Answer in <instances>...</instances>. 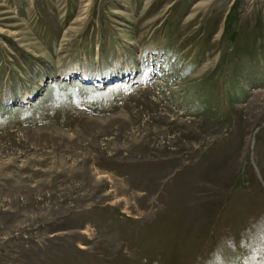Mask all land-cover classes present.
I'll list each match as a JSON object with an SVG mask.
<instances>
[{"label":"rangeland","instance_id":"374dc122","mask_svg":"<svg viewBox=\"0 0 264 264\" xmlns=\"http://www.w3.org/2000/svg\"><path fill=\"white\" fill-rule=\"evenodd\" d=\"M0 264H264V0H0Z\"/></svg>","mask_w":264,"mask_h":264},{"label":"bare ground","instance_id":"6f19581e","mask_svg":"<svg viewBox=\"0 0 264 264\" xmlns=\"http://www.w3.org/2000/svg\"><path fill=\"white\" fill-rule=\"evenodd\" d=\"M86 231V230H85ZM86 234V233H85Z\"/></svg>","mask_w":264,"mask_h":264}]
</instances>
